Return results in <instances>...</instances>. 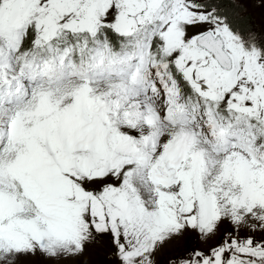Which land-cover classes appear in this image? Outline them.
<instances>
[{
    "label": "snow or ice",
    "instance_id": "6c2138e0",
    "mask_svg": "<svg viewBox=\"0 0 264 264\" xmlns=\"http://www.w3.org/2000/svg\"><path fill=\"white\" fill-rule=\"evenodd\" d=\"M0 264H264V0H0Z\"/></svg>",
    "mask_w": 264,
    "mask_h": 264
}]
</instances>
